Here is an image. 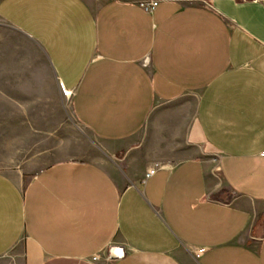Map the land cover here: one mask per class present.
<instances>
[{
	"label": "crops",
	"instance_id": "0c3cea01",
	"mask_svg": "<svg viewBox=\"0 0 264 264\" xmlns=\"http://www.w3.org/2000/svg\"><path fill=\"white\" fill-rule=\"evenodd\" d=\"M144 1L0 0V264H264V7Z\"/></svg>",
	"mask_w": 264,
	"mask_h": 264
},
{
	"label": "rangeland",
	"instance_id": "374dc122",
	"mask_svg": "<svg viewBox=\"0 0 264 264\" xmlns=\"http://www.w3.org/2000/svg\"><path fill=\"white\" fill-rule=\"evenodd\" d=\"M43 72L46 73L43 75V77H41V79H43L44 81H49L51 78L50 75L48 74V71L46 69L43 68ZM35 77L34 76H24V77H10V83H11V87H19L21 85V87H35ZM1 83V82H0ZM1 87V86H0ZM0 119H2V117H0ZM2 124L0 123V171L1 170H6L8 169V158H10V156L7 154L8 149H4V147L2 146L4 144V139L2 138ZM76 131H81V130H77L74 129ZM23 158H27V160H31L30 157H23ZM34 159L30 161L29 166H30V170L33 169H37L40 166H42L46 161H54L57 160L58 158H61L60 156H55V155H51V156H46V157H33Z\"/></svg>",
	"mask_w": 264,
	"mask_h": 264
},
{
	"label": "built area",
	"instance_id": "2783aa9c",
	"mask_svg": "<svg viewBox=\"0 0 264 264\" xmlns=\"http://www.w3.org/2000/svg\"><path fill=\"white\" fill-rule=\"evenodd\" d=\"M253 3H258L264 7V0H250ZM160 0H145L140 4L141 10L146 13H152L154 8H156L159 4ZM154 170H151L148 175L153 174Z\"/></svg>",
	"mask_w": 264,
	"mask_h": 264
},
{
	"label": "water",
	"instance_id": "95a60500",
	"mask_svg": "<svg viewBox=\"0 0 264 264\" xmlns=\"http://www.w3.org/2000/svg\"><path fill=\"white\" fill-rule=\"evenodd\" d=\"M124 249L121 247H111L108 251V260H119L124 258Z\"/></svg>",
	"mask_w": 264,
	"mask_h": 264
}]
</instances>
